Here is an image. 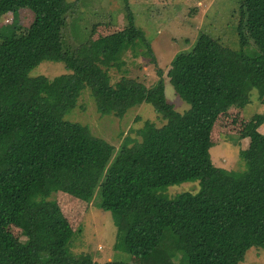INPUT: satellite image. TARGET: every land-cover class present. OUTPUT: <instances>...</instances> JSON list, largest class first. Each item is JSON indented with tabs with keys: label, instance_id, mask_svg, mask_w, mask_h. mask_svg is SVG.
Returning <instances> with one entry per match:
<instances>
[{
	"label": "trees",
	"instance_id": "obj_1",
	"mask_svg": "<svg viewBox=\"0 0 264 264\" xmlns=\"http://www.w3.org/2000/svg\"><path fill=\"white\" fill-rule=\"evenodd\" d=\"M71 6L0 0V15H13L0 26V264H128L71 252L72 230L50 199L56 190L109 211L114 249L139 258L130 264H238L250 247L264 250V113L240 133L248 139L239 150L245 169L216 166L210 154L220 115L247 104L251 88L264 104V0H239L232 26L239 48L202 32L173 58L175 71L204 65L200 93L182 113L166 100L161 70L151 86L125 75L112 83L109 72L125 71L127 50L155 60L130 14L126 27L71 50L64 32ZM21 8L34 17L19 32ZM43 60L62 62L66 72L30 75ZM85 87L101 114L121 116L149 102L167 111L166 122L138 129L140 140L110 145L64 118ZM189 180H198L196 191L161 192ZM10 227L17 229L15 248L2 235Z\"/></svg>",
	"mask_w": 264,
	"mask_h": 264
},
{
	"label": "rangeland",
	"instance_id": "obj_2",
	"mask_svg": "<svg viewBox=\"0 0 264 264\" xmlns=\"http://www.w3.org/2000/svg\"><path fill=\"white\" fill-rule=\"evenodd\" d=\"M68 1L72 6L67 13L64 32L71 50L87 39H98L126 27L130 14L133 24L143 30L149 41L155 60L152 62L150 56L127 50L123 53V59L127 62L125 71L121 73L111 69L109 72L112 83L118 85L121 76L125 75L151 86L159 78L157 71L161 70L166 100L181 113L200 93L204 65L197 64L175 71L170 63L176 54L190 49L202 32L218 38L226 46L239 48L232 27L239 16V0ZM33 17V12L21 8L16 14L18 31L24 29ZM12 18L11 12L0 15V26L9 25ZM64 72L66 68L62 62L43 60L30 71V75L54 77ZM249 99L242 107H230L214 124L211 135L214 145L210 148V154L216 166L240 171L246 168L245 161L239 157V150L247 145L248 139L240 138V133L252 115L264 113V104H261L256 88L250 89ZM166 117L167 111L155 108L149 102L129 108L121 116L101 114L87 87L81 90L75 107L64 116L67 121L80 124L94 136L117 148L128 138L140 140L138 129L159 127L166 122ZM259 130L264 132V124ZM94 183L93 179L90 180L91 187ZM198 187V180H189L166 186L161 192L172 197L184 191L194 192ZM50 199L59 204L72 230L70 250L73 254L92 257L98 263L119 261L130 264L139 261L135 255L114 249L116 226L109 211L58 190L51 193ZM16 233L17 229L13 227L2 231L12 248L18 245ZM35 248L42 257H51L43 246L35 244ZM238 264H264V250L250 247Z\"/></svg>",
	"mask_w": 264,
	"mask_h": 264
}]
</instances>
